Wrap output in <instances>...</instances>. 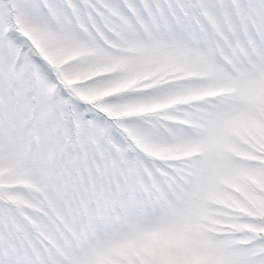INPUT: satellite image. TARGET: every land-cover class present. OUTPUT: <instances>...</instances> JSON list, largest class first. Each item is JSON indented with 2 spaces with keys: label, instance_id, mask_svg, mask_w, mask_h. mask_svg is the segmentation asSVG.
<instances>
[{
  "label": "snow or ice",
  "instance_id": "6c2138e0",
  "mask_svg": "<svg viewBox=\"0 0 264 264\" xmlns=\"http://www.w3.org/2000/svg\"><path fill=\"white\" fill-rule=\"evenodd\" d=\"M0 264H264V0H0Z\"/></svg>",
  "mask_w": 264,
  "mask_h": 264
}]
</instances>
